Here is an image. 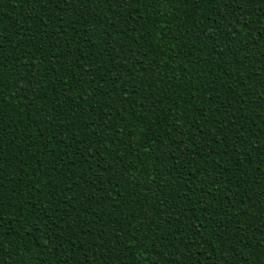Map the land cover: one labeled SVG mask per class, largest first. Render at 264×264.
I'll return each mask as SVG.
<instances>
[{
	"label": "trees",
	"instance_id": "obj_1",
	"mask_svg": "<svg viewBox=\"0 0 264 264\" xmlns=\"http://www.w3.org/2000/svg\"><path fill=\"white\" fill-rule=\"evenodd\" d=\"M0 264H264V0H0Z\"/></svg>",
	"mask_w": 264,
	"mask_h": 264
}]
</instances>
